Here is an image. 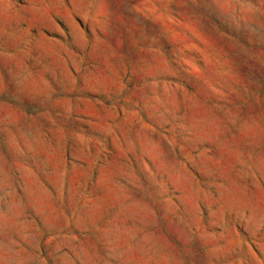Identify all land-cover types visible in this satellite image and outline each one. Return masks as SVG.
<instances>
[{"label": "rangeland", "instance_id": "rangeland-1", "mask_svg": "<svg viewBox=\"0 0 264 264\" xmlns=\"http://www.w3.org/2000/svg\"><path fill=\"white\" fill-rule=\"evenodd\" d=\"M0 264H264V0H0Z\"/></svg>", "mask_w": 264, "mask_h": 264}]
</instances>
